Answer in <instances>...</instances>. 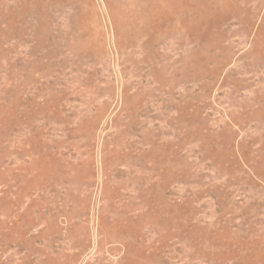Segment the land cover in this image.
<instances>
[{
    "label": "rangeland",
    "instance_id": "rangeland-1",
    "mask_svg": "<svg viewBox=\"0 0 264 264\" xmlns=\"http://www.w3.org/2000/svg\"><path fill=\"white\" fill-rule=\"evenodd\" d=\"M0 264H264V0H0Z\"/></svg>",
    "mask_w": 264,
    "mask_h": 264
}]
</instances>
